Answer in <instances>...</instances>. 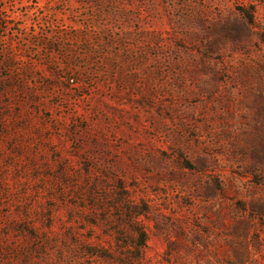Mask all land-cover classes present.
I'll return each mask as SVG.
<instances>
[{"label":"rangeland","instance_id":"rangeland-1","mask_svg":"<svg viewBox=\"0 0 264 264\" xmlns=\"http://www.w3.org/2000/svg\"><path fill=\"white\" fill-rule=\"evenodd\" d=\"M0 264H264V0H0Z\"/></svg>","mask_w":264,"mask_h":264}]
</instances>
